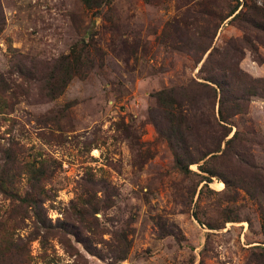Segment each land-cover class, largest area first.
Listing matches in <instances>:
<instances>
[{"label":"rangeland","instance_id":"obj_1","mask_svg":"<svg viewBox=\"0 0 264 264\" xmlns=\"http://www.w3.org/2000/svg\"><path fill=\"white\" fill-rule=\"evenodd\" d=\"M227 2L218 0L222 12ZM200 3L109 0L88 9L82 0H0V80L15 90L12 111L0 114V166L11 152L17 164H42L49 175L43 222L2 193L0 219H22L15 236L27 242L34 264H264V99L252 97L246 113L233 117L228 137L237 130V138L203 164L211 173L198 164L189 175L177 170L154 124L168 125L154 93L181 89L200 66L169 47L162 28L175 17L182 27ZM207 8L217 9L212 2ZM183 33L181 39L199 40ZM242 34L224 23L213 44ZM82 41L92 67L54 99L40 76L18 71L35 62L42 72ZM257 52L255 59L245 50L239 66L264 78V47ZM202 110L211 111L207 100ZM206 137L211 142L213 134ZM19 188L28 189L26 172ZM65 224L88 236L104 258L63 231ZM126 244L127 258L116 262Z\"/></svg>","mask_w":264,"mask_h":264},{"label":"trees","instance_id":"obj_2","mask_svg":"<svg viewBox=\"0 0 264 264\" xmlns=\"http://www.w3.org/2000/svg\"><path fill=\"white\" fill-rule=\"evenodd\" d=\"M202 1L204 3H200V12L193 13L191 21L180 20L183 25L180 27L175 17L165 23L161 34L163 40L169 41V47L186 51L194 58L195 65L200 64L197 78H191L185 85L180 86L181 89L176 86L164 87L154 93L157 107L163 112L168 124L164 128L155 120L156 131L172 150L175 168L185 175L194 173L190 169L192 164H198L200 171L211 173L203 164L212 157L225 154L226 148L237 138V130L228 137L233 117L246 113L252 97L264 99V78L252 77L239 66L245 50H249L256 59L258 47H264V0L261 4L257 0H228L224 12L218 0ZM82 2L88 9H93L101 7L109 0ZM210 2L215 4L216 10L207 8ZM201 19L206 24L204 28ZM227 22L238 25L243 30L242 36L229 37L220 44H213L219 27ZM172 27L175 30L173 37L178 38L176 40L170 36ZM183 32H188L191 37L199 40L192 43L187 36L181 39ZM86 44L87 42L82 41L72 46L67 54L55 59L42 72L36 68L35 62L31 69L18 68V71L22 75L40 76L46 97L54 99L64 92L72 77L84 76L92 67L90 50L88 45L84 46ZM0 84L2 85L1 80ZM0 89V114H8L12 111L15 90L8 84L2 85ZM203 100L210 104V112L198 111L199 103ZM208 131L213 134V139L206 143ZM202 136L205 138L201 139ZM202 141L205 142L203 150L200 148ZM223 144L225 147H222ZM14 157L15 153L7 152L6 160L0 166V193L17 200L20 207H31L37 221L43 222L45 215L41 213V203L46 195L44 181L49 177L47 169L42 164L35 167L30 160L25 164H17ZM23 172L27 173L28 189L20 191L19 182ZM201 177L202 180L209 181V178ZM12 210L18 212L16 209ZM21 221V218L11 214L0 219V264H34L27 242L18 243L15 236ZM61 229L72 234L90 254L104 258L100 249L78 228L71 230L65 224ZM128 246L126 244L122 254L115 257L116 262L127 258Z\"/></svg>","mask_w":264,"mask_h":264}]
</instances>
